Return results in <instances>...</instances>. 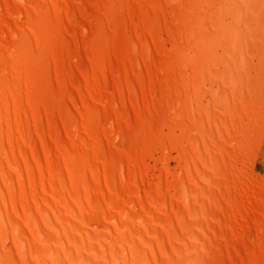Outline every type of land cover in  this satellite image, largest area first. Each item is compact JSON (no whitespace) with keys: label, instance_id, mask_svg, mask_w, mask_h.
I'll return each instance as SVG.
<instances>
[{"label":"bare ground","instance_id":"obj_1","mask_svg":"<svg viewBox=\"0 0 264 264\" xmlns=\"http://www.w3.org/2000/svg\"><path fill=\"white\" fill-rule=\"evenodd\" d=\"M229 3L0 0V264H264V0Z\"/></svg>","mask_w":264,"mask_h":264},{"label":"rangeland","instance_id":"obj_2","mask_svg":"<svg viewBox=\"0 0 264 264\" xmlns=\"http://www.w3.org/2000/svg\"><path fill=\"white\" fill-rule=\"evenodd\" d=\"M230 3L229 5L233 8H240L241 11L248 5L250 4L251 7H259V4L261 3L262 0H229ZM237 1V2H236ZM239 1V2H238ZM246 5V6H245ZM264 7V6H263ZM260 9V8H259ZM258 9V10H259ZM257 10V11H258ZM256 11V10H255ZM243 12V11H242ZM255 13L251 14L250 16H248L249 18L251 19H255ZM254 16V17H252ZM262 22H264V16L262 18ZM247 35H244L242 37V40L241 42L243 44H245L246 46H254L256 40H252V42L250 41V38L247 39ZM46 36L45 38H42L43 42H44V49H45V43H46ZM154 38L152 39V47L154 49V52H155V49H156V54L159 55V51H160V47L159 45L157 44V41L156 39L154 40ZM158 45V46H157ZM158 48V49H157ZM252 47H250L251 49ZM249 49V51H250ZM39 50H41L39 48ZM226 49L224 48V51ZM158 51V52H157ZM224 51H222V54L221 56H224ZM22 60L24 61L23 64L21 65V63H19V65L17 66L16 70H15V73L14 75L17 73H20V75H24L26 74L25 71L27 70V75H26V80H25V84L27 85V87L29 88L31 82L33 79L34 80V84H32V90L30 92V101H29V110H30V113H31V117L33 119V121L35 123H37L39 120L38 116L40 114V112L43 110V106H42V103L45 101V90H46V85H47V80H48V76H47V73L44 69V63L45 62H41L40 64L38 65H35V61L32 59V58H28L26 57L25 54L22 55ZM27 61V62H26ZM33 61V62H32ZM224 60L222 59V57L218 60V64L219 66L217 67L219 70H222L221 69V65H222V62ZM28 64L27 66H30L28 67V69L24 68L26 63ZM56 63V64H55ZM58 64V65H57ZM35 65V66H34ZM58 67H59V63H58V59L55 57L54 59V68L56 69L55 70V73L58 74ZM236 69L234 70V73L236 72V70L238 71L239 70V65L238 66H235ZM21 68V69H20ZM30 68V69H29ZM38 68V69H37ZM37 69V70H36ZM39 70V71H38ZM131 73L134 77V79L138 82V79L136 78V73L137 71L132 68L131 69ZM33 75V76H31ZM32 78H30V77ZM37 76V77H36ZM34 77V78H33ZM59 76H57L58 78ZM37 79V81H36ZM30 80V81H29ZM29 81V82H28ZM36 81V82H35ZM29 83V84H27ZM17 86L15 87V91H19L20 90V87L22 86V82H21V79H19V82L18 83H15ZM226 86V87H225ZM224 88H223V98H226L225 95H227L228 91H230L231 88H229L228 85H225ZM209 87V86H208ZM35 88V89H34ZM17 89V90H16ZM33 91V92H32ZM206 95V94H205ZM225 96V97H224ZM210 96L209 95H206L205 98L203 99V103L206 102L210 99L209 98ZM132 106H133V109L135 108L134 107V101H132ZM216 110V105L213 106ZM263 113V114H262ZM218 114V113H217ZM261 115L264 116V110H262L261 112ZM219 116V115H218ZM217 117V116H216ZM217 121H221L222 119L221 118H216ZM60 126L62 129H64V124H63V118H60ZM91 131V132H90ZM88 133H89V144H88V148L89 150H93L94 147L96 146L97 144V140H96V126L93 124L91 127H89L88 129ZM95 133V134H93ZM262 137L260 139V142L258 144V150H257V153H256V156L254 157V162H253V166H252V179H258V184L259 186L263 185L264 184V128H263V133H262ZM94 135V136H93ZM109 134L107 132L104 133V141H105V144L106 146H108L109 148H112V145H111V139L108 137ZM108 138V139H107ZM54 140H56V137H53ZM55 144L56 141H52V144ZM110 144V145H109ZM135 154H136V151L135 149L132 147L131 148V155L127 157L126 159V171H127V175L129 177V180H130V184L133 185V182L131 181V175L133 174L132 173V166L135 162ZM131 160V161H130ZM130 163V164H129ZM171 165H174V162L171 161L170 162ZM131 165V166H130ZM156 174H159L158 171H156ZM132 182V183H131ZM252 183V182H251ZM250 183V184H251ZM147 183H145V188L147 189Z\"/></svg>","mask_w":264,"mask_h":264}]
</instances>
